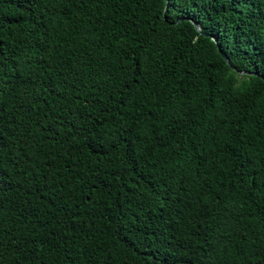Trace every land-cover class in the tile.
I'll use <instances>...</instances> for the list:
<instances>
[{
  "label": "trees",
  "instance_id": "16d2710c",
  "mask_svg": "<svg viewBox=\"0 0 264 264\" xmlns=\"http://www.w3.org/2000/svg\"><path fill=\"white\" fill-rule=\"evenodd\" d=\"M0 264H264V0H0Z\"/></svg>",
  "mask_w": 264,
  "mask_h": 264
},
{
  "label": "water",
  "instance_id": "95a60500",
  "mask_svg": "<svg viewBox=\"0 0 264 264\" xmlns=\"http://www.w3.org/2000/svg\"><path fill=\"white\" fill-rule=\"evenodd\" d=\"M166 10V9H165ZM195 26V28L200 31V27L197 21L193 20L192 18H188ZM178 21V20H177ZM210 37L216 41V38L213 35H210ZM218 50L221 54V56L225 59V61L227 62V64H229V66H231L235 71L240 72V73H246V74H254L253 72H246V71H239L236 69V67L233 66V64L231 63V61L229 60V58L227 57V55L222 51V49L220 48V46H218Z\"/></svg>",
  "mask_w": 264,
  "mask_h": 264
}]
</instances>
